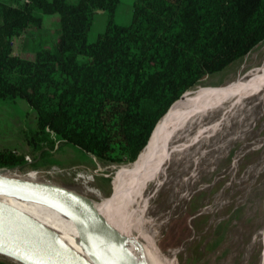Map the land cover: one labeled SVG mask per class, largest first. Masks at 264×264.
<instances>
[{"label": "trees", "instance_id": "16d2710c", "mask_svg": "<svg viewBox=\"0 0 264 264\" xmlns=\"http://www.w3.org/2000/svg\"><path fill=\"white\" fill-rule=\"evenodd\" d=\"M119 1L0 0V101H24L49 149L59 140L101 162L136 161L187 91L264 41V0H133L123 24ZM99 11L106 25L90 41ZM54 13L53 38H32L31 58L14 54L13 40ZM25 163L0 149V168Z\"/></svg>", "mask_w": 264, "mask_h": 264}, {"label": "rangeland", "instance_id": "374dc122", "mask_svg": "<svg viewBox=\"0 0 264 264\" xmlns=\"http://www.w3.org/2000/svg\"><path fill=\"white\" fill-rule=\"evenodd\" d=\"M121 2L118 20L123 24L131 15L125 13L128 0ZM95 16L90 41L106 25L107 15L106 20ZM58 21V13L44 15L41 29L13 40L14 54L31 58L33 54L26 50L36 45L31 39L53 38ZM263 63L264 41L223 71L205 76L160 122L151 142L162 139L208 98L259 80ZM229 105L217 107L215 111L222 108L220 115L204 119L185 133L187 137L178 132L171 139L175 151L168 158L154 156L142 166L143 153L134 162L109 163L59 140L49 149L41 137L34 136L35 118L27 104L2 100L0 149L24 156L26 163L17 167L18 178L36 173L43 182L75 190L100 205L132 207L142 231L152 236L169 263L264 264V92ZM198 127L201 130L193 139ZM48 229L62 242L74 238L65 224ZM0 261L16 264L5 256Z\"/></svg>", "mask_w": 264, "mask_h": 264}, {"label": "bare ground", "instance_id": "6f19581e", "mask_svg": "<svg viewBox=\"0 0 264 264\" xmlns=\"http://www.w3.org/2000/svg\"><path fill=\"white\" fill-rule=\"evenodd\" d=\"M261 66L262 77L259 80H255L250 85L241 90L233 91L230 88L225 91L222 90L215 96L208 98L205 102H203L199 109L195 110L189 117L182 120L177 125L170 127V129L162 139L150 142L149 146H146L147 149H144L145 151L143 152V154L141 153L143 155L142 166L145 165L147 161L154 156H163L165 158H168L175 151V149L172 150L173 141L171 143V139L180 131V134L183 133V136L187 137L189 134L185 133L195 128L194 126L202 122L204 119L220 115L219 112L223 108L221 104L230 102V105L228 106L229 108L231 106L241 104L242 99L246 96H258L259 94L263 93L264 63ZM219 106H221L222 108L215 111ZM196 130V134L193 133L195 135L193 139L198 136L201 129L200 127H198V129ZM18 169L19 168L16 167L12 170L0 171V177L18 178ZM22 180L31 182H43L38 178V175L36 173H30L28 175V179ZM88 191L96 193L98 195V193L90 187H88ZM98 196L100 197V195ZM92 202L98 209V211L102 213L104 219L108 222V224L114 227L118 234H120L123 246L114 247L110 238L105 237L99 232L91 230L88 227H85V225L78 219L76 215L64 208H60L59 206L51 203L30 199L22 195L0 191V203L8 205L15 210L23 213L24 215L32 218L41 227H43L56 241H58L60 244H62L87 264H159V260L156 259L158 257L159 259H163V263L168 261L167 258L163 256L162 251L153 242L152 236L142 231L140 222L138 221L139 218L137 216L138 214L136 210L131 209L132 207L127 208V206L123 203L119 204L109 202V204L107 205H100L93 199ZM111 216L112 218H110ZM62 224H65L70 230L75 233L73 235L74 238L72 237L73 240L69 242H62L61 239L57 238V236H55L48 229V226H59ZM145 252H147L148 255H146L149 258L145 255ZM169 264L173 263L170 262Z\"/></svg>", "mask_w": 264, "mask_h": 264}, {"label": "water", "instance_id": "95a60500", "mask_svg": "<svg viewBox=\"0 0 264 264\" xmlns=\"http://www.w3.org/2000/svg\"><path fill=\"white\" fill-rule=\"evenodd\" d=\"M0 191L64 208L76 215L85 227L110 238L114 247L123 246L120 234L84 194L52 182L4 177H0ZM0 256L19 264H87L32 218L3 203H0Z\"/></svg>", "mask_w": 264, "mask_h": 264}, {"label": "crops", "instance_id": "0c3cea01", "mask_svg": "<svg viewBox=\"0 0 264 264\" xmlns=\"http://www.w3.org/2000/svg\"><path fill=\"white\" fill-rule=\"evenodd\" d=\"M131 1L132 0H128V4L129 5H126V14L128 13L129 15H131V12H132V4H131ZM121 5H122V2H121V0H120V2L118 3V5H117V7H116V11H115V14H114V20H118V14H119V12H120V10H121ZM99 17L100 18V20H106V13L104 12V11H99L97 14H96V16L95 17ZM94 20H95V18H94ZM120 20H118L117 21V23H121V22H119ZM127 21V20H126ZM104 23L105 22H103V25H104ZM125 23H128V22H125ZM94 24H92V26H93Z\"/></svg>", "mask_w": 264, "mask_h": 264}, {"label": "built area", "instance_id": "2783aa9c", "mask_svg": "<svg viewBox=\"0 0 264 264\" xmlns=\"http://www.w3.org/2000/svg\"><path fill=\"white\" fill-rule=\"evenodd\" d=\"M81 177H83V175H80ZM85 179L87 180L88 178H89V175H85ZM12 262H14V261H12ZM14 263H16V264H19V263H17V262H14Z\"/></svg>", "mask_w": 264, "mask_h": 264}]
</instances>
